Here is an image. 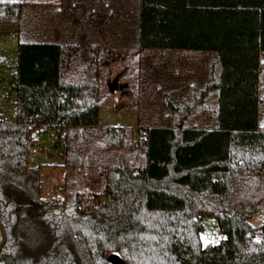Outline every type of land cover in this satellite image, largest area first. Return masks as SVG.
I'll use <instances>...</instances> for the list:
<instances>
[{
  "label": "trees",
  "instance_id": "16d2710c",
  "mask_svg": "<svg viewBox=\"0 0 264 264\" xmlns=\"http://www.w3.org/2000/svg\"><path fill=\"white\" fill-rule=\"evenodd\" d=\"M20 18L21 3L0 1V24ZM137 42L214 52L219 73L192 101L168 103L172 125L136 136L99 123L96 48L18 42L14 120L0 116V264H110V254L123 264H264V0H138ZM213 91L216 124L185 127ZM52 128L67 131L59 145L67 171L45 198L41 168L28 158L33 138ZM94 174L99 189L69 185ZM46 206L72 210L41 213ZM203 216L215 218L218 243L202 244Z\"/></svg>",
  "mask_w": 264,
  "mask_h": 264
},
{
  "label": "rangeland",
  "instance_id": "374dc122",
  "mask_svg": "<svg viewBox=\"0 0 264 264\" xmlns=\"http://www.w3.org/2000/svg\"><path fill=\"white\" fill-rule=\"evenodd\" d=\"M21 3L18 24H0V116L5 122L14 120V71L18 42H56L96 48V77L101 102L99 123L102 126L131 127L134 135L141 128L168 127L177 119L168 103L192 101L194 95L210 82L201 80L203 65L211 66L214 52L195 50L138 48V0H0ZM219 68V65L217 66ZM125 71V73H123ZM94 74V72L92 73ZM125 90L108 91V82L117 75ZM181 76L194 85L190 91H171V83ZM217 93L211 92L206 104L186 117L189 128H211L216 124ZM260 120L264 121V52L260 55L259 80ZM135 138V137H134ZM42 146L34 147L28 158L30 166H39L42 174V197L65 184L66 167L62 147L50 144L46 135ZM69 185L82 184L88 191L101 187L98 175H85L81 180L70 177ZM62 196L60 191L56 192ZM202 244L213 245L222 238L215 218L203 216ZM259 214L249 222L256 226Z\"/></svg>",
  "mask_w": 264,
  "mask_h": 264
},
{
  "label": "water",
  "instance_id": "95a60500",
  "mask_svg": "<svg viewBox=\"0 0 264 264\" xmlns=\"http://www.w3.org/2000/svg\"><path fill=\"white\" fill-rule=\"evenodd\" d=\"M123 73H125V71ZM121 75L122 74L117 75L114 79H112L111 81L108 82L107 88H108L109 92L114 93L117 90L122 91L128 87L126 83H122V84L117 83V80L119 79V77ZM71 210H72V207H64V206L50 207V206H46L41 213H44L46 211H52L56 214H59L61 212L69 213V212H71ZM33 215H36V214L33 213ZM5 243H6V233H5V230L3 228V225L0 222V253H1L2 248L5 245ZM107 261L110 264H123V261L121 260V258L116 254H110L107 257Z\"/></svg>",
  "mask_w": 264,
  "mask_h": 264
},
{
  "label": "crops",
  "instance_id": "0c3cea01",
  "mask_svg": "<svg viewBox=\"0 0 264 264\" xmlns=\"http://www.w3.org/2000/svg\"><path fill=\"white\" fill-rule=\"evenodd\" d=\"M217 66L218 65L215 63V59L212 60V64L209 67H208L207 63H205L203 65L204 74H203V77L201 80L205 79L206 76L210 78V81L212 79L215 80L218 76V73H219V68H217ZM187 77H188V79L186 80V79H184L185 78L184 76H181L179 79V83H175V82H174V84L171 83V91L172 90L173 91L182 90L183 92L184 91L188 92V91L192 90L194 87H196V84L194 85L192 82H190L191 81L190 76H187ZM192 84L194 85V87ZM259 107H260V102H259ZM258 128H259V130L264 131V121L260 120V108H259ZM251 217H250V219H251Z\"/></svg>",
  "mask_w": 264,
  "mask_h": 264
},
{
  "label": "built area",
  "instance_id": "2783aa9c",
  "mask_svg": "<svg viewBox=\"0 0 264 264\" xmlns=\"http://www.w3.org/2000/svg\"><path fill=\"white\" fill-rule=\"evenodd\" d=\"M48 141L50 144H57V145H64L65 137L67 135L66 129H63L62 131H59L56 128L50 129L46 134ZM32 144L34 147L42 146L43 142L40 140V137H34Z\"/></svg>",
  "mask_w": 264,
  "mask_h": 264
}]
</instances>
